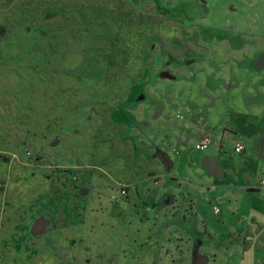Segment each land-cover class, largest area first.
<instances>
[{"label": "rangeland", "instance_id": "374dc122", "mask_svg": "<svg viewBox=\"0 0 264 264\" xmlns=\"http://www.w3.org/2000/svg\"><path fill=\"white\" fill-rule=\"evenodd\" d=\"M251 1L0 0V264L217 261L181 195L150 200L168 185L157 127L214 62L226 35L205 26Z\"/></svg>", "mask_w": 264, "mask_h": 264}, {"label": "crops", "instance_id": "0c3cea01", "mask_svg": "<svg viewBox=\"0 0 264 264\" xmlns=\"http://www.w3.org/2000/svg\"><path fill=\"white\" fill-rule=\"evenodd\" d=\"M225 16L227 25L205 26V32L226 35L214 62L203 57L198 77L158 121L156 168L166 166L168 185L156 187L150 200L171 203L181 195L189 204L184 229L191 235L197 226L200 250L216 258L214 264H264V23L256 27L264 11L234 6ZM234 35L263 40L235 44L229 42ZM206 134L214 141L196 149ZM238 142L244 144L240 153Z\"/></svg>", "mask_w": 264, "mask_h": 264}, {"label": "built area", "instance_id": "2783aa9c", "mask_svg": "<svg viewBox=\"0 0 264 264\" xmlns=\"http://www.w3.org/2000/svg\"><path fill=\"white\" fill-rule=\"evenodd\" d=\"M212 141H214V138L212 137V135L210 134H206L202 137V139H199L196 143H195V148L196 149H200L201 151L207 150L210 145L212 144ZM244 150V144L241 142H238L235 145V151L237 153H240ZM262 184L264 185V179L262 180ZM125 193V190L123 191ZM219 209L215 208V211L217 212Z\"/></svg>", "mask_w": 264, "mask_h": 264}, {"label": "trees", "instance_id": "16d2710c", "mask_svg": "<svg viewBox=\"0 0 264 264\" xmlns=\"http://www.w3.org/2000/svg\"><path fill=\"white\" fill-rule=\"evenodd\" d=\"M140 86V83L139 82H132L130 84V89H132L131 91H129V97H134L135 96V89L138 88Z\"/></svg>", "mask_w": 264, "mask_h": 264}]
</instances>
